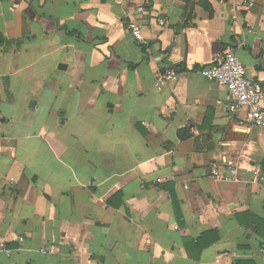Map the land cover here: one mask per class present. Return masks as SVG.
Masks as SVG:
<instances>
[{
  "label": "crops",
  "instance_id": "1",
  "mask_svg": "<svg viewBox=\"0 0 264 264\" xmlns=\"http://www.w3.org/2000/svg\"><path fill=\"white\" fill-rule=\"evenodd\" d=\"M246 1L0 0V264H264V126L200 74L264 87Z\"/></svg>",
  "mask_w": 264,
  "mask_h": 264
},
{
  "label": "built area",
  "instance_id": "2",
  "mask_svg": "<svg viewBox=\"0 0 264 264\" xmlns=\"http://www.w3.org/2000/svg\"><path fill=\"white\" fill-rule=\"evenodd\" d=\"M247 7L254 6V0H247ZM140 12L145 11V6L138 7ZM237 17V16H235ZM130 29L137 40L144 37L143 28L139 21H134ZM200 74L208 79L225 86L232 99L230 108L233 112L246 111L247 121L253 126H264V87L254 79L247 76L246 67L239 56L231 48L224 50L221 62L200 69ZM176 75L175 69H170L167 77L172 79ZM225 172L218 165L212 167V175L218 180L237 181L238 167L234 158L225 163ZM256 174L259 175L258 171ZM23 238L20 241L23 242ZM6 252V247H0V254Z\"/></svg>",
  "mask_w": 264,
  "mask_h": 264
}]
</instances>
